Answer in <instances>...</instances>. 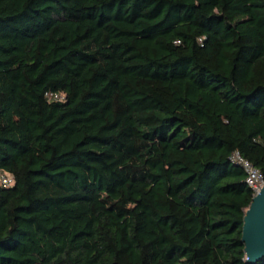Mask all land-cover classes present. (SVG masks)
Here are the masks:
<instances>
[{
	"label": "trees",
	"instance_id": "16d2710c",
	"mask_svg": "<svg viewBox=\"0 0 264 264\" xmlns=\"http://www.w3.org/2000/svg\"><path fill=\"white\" fill-rule=\"evenodd\" d=\"M237 152L264 172V0H0V264H264Z\"/></svg>",
	"mask_w": 264,
	"mask_h": 264
},
{
	"label": "water",
	"instance_id": "95a60500",
	"mask_svg": "<svg viewBox=\"0 0 264 264\" xmlns=\"http://www.w3.org/2000/svg\"><path fill=\"white\" fill-rule=\"evenodd\" d=\"M245 216L242 241L246 260L255 263L264 259V184L254 195Z\"/></svg>",
	"mask_w": 264,
	"mask_h": 264
},
{
	"label": "built area",
	"instance_id": "2783aa9c",
	"mask_svg": "<svg viewBox=\"0 0 264 264\" xmlns=\"http://www.w3.org/2000/svg\"><path fill=\"white\" fill-rule=\"evenodd\" d=\"M65 94L63 92L55 91V92H47L46 95L49 98L64 100ZM236 159L239 163L244 166L246 171V182L252 187L253 195H255L262 185L264 184V172L257 167L254 166V163L250 161L248 158L243 157L239 152L236 153ZM15 183V176L13 173L0 168V186L9 187Z\"/></svg>",
	"mask_w": 264,
	"mask_h": 264
}]
</instances>
